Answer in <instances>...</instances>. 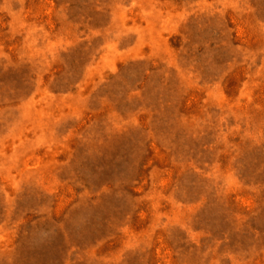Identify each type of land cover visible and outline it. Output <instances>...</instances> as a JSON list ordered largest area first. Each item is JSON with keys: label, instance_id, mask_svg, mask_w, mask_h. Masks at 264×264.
Instances as JSON below:
<instances>
[{"label": "rangeland", "instance_id": "374dc122", "mask_svg": "<svg viewBox=\"0 0 264 264\" xmlns=\"http://www.w3.org/2000/svg\"><path fill=\"white\" fill-rule=\"evenodd\" d=\"M0 264H264V0H0Z\"/></svg>", "mask_w": 264, "mask_h": 264}]
</instances>
